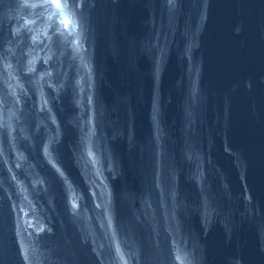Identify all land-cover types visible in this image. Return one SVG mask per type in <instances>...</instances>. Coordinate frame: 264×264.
<instances>
[{"label": "water", "instance_id": "1", "mask_svg": "<svg viewBox=\"0 0 264 264\" xmlns=\"http://www.w3.org/2000/svg\"><path fill=\"white\" fill-rule=\"evenodd\" d=\"M0 264H264V0H0Z\"/></svg>", "mask_w": 264, "mask_h": 264}, {"label": "snow or ice", "instance_id": "2", "mask_svg": "<svg viewBox=\"0 0 264 264\" xmlns=\"http://www.w3.org/2000/svg\"><path fill=\"white\" fill-rule=\"evenodd\" d=\"M52 3L56 6L57 9L61 7V0H52Z\"/></svg>", "mask_w": 264, "mask_h": 264}]
</instances>
